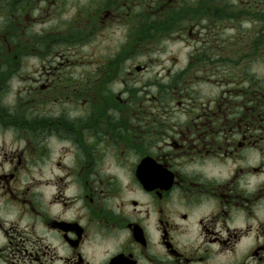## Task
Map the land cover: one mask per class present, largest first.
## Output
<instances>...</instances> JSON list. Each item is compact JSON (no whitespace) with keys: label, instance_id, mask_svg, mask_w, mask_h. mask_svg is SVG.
Masks as SVG:
<instances>
[{"label":"flooded vegetation","instance_id":"af4514ba","mask_svg":"<svg viewBox=\"0 0 264 264\" xmlns=\"http://www.w3.org/2000/svg\"><path fill=\"white\" fill-rule=\"evenodd\" d=\"M263 60L264 0H0V264H264Z\"/></svg>","mask_w":264,"mask_h":264},{"label":"rangeland","instance_id":"374dc122","mask_svg":"<svg viewBox=\"0 0 264 264\" xmlns=\"http://www.w3.org/2000/svg\"><path fill=\"white\" fill-rule=\"evenodd\" d=\"M109 36H110V34H107V38L104 37L103 40L102 39L93 40L89 46H87L83 49L81 48V46H78V48L75 49L76 53L73 54V57H72L73 61H76L78 59L83 58L81 53H85V54H87V59H86L87 60V69H88V71L93 70V68L95 67L94 62L97 58H100V57L108 58L113 52H115L117 47L120 48V46H121V43H120L121 38L119 36H115V35H113L111 37H109ZM167 46L171 50H173V51H171V53L174 56H176L178 59H181V60L183 59V53H180V51L176 53L175 52V46H172V45H167ZM142 60H143V58L140 57V60L133 59L132 61L135 64H138V63H142L143 62ZM154 63L155 62H153L151 69L157 70V68H159V66H156V64H154ZM180 63H181L180 60L175 62V66H172V68L173 67L179 68ZM182 63H183V61H182ZM34 64H35V62L28 63L25 66V68H23V72L25 74H28L30 72H34V71H32ZM81 64H82V60L80 63L77 62L75 65H73L71 72H80ZM232 68L233 67L231 65H228L226 67L225 72H231ZM252 70H253V72H258V73L261 72L264 75V60L254 62L252 65ZM164 73L165 72H143V73L138 72L136 74V84L137 85H143L144 81H146L147 79H150V78L153 79V77L161 78V75H163ZM23 95L26 96L27 93H24ZM10 98L11 97L9 96L7 98V100H10ZM117 115H120V112H117Z\"/></svg>","mask_w":264,"mask_h":264}]
</instances>
